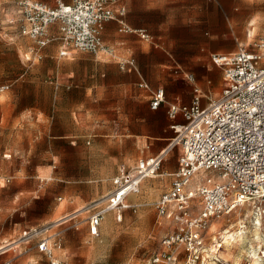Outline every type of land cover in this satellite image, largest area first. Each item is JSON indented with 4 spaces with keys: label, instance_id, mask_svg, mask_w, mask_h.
<instances>
[{
    "label": "rangeland",
    "instance_id": "obj_1",
    "mask_svg": "<svg viewBox=\"0 0 264 264\" xmlns=\"http://www.w3.org/2000/svg\"><path fill=\"white\" fill-rule=\"evenodd\" d=\"M7 7L10 14L5 15ZM207 10L214 35L211 52L252 48L264 30V0H213ZM11 15L12 8L0 0V86L7 85L0 91V246L10 243L0 250V264H49L37 250L45 238L64 264H144L172 229L157 217L155 203L171 180L165 171L177 169L178 148L163 156L157 175L143 179L138 193L127 196L129 207L122 209L120 221L110 211L98 235H90L88 217L107 204L113 179L145 157L123 136L142 109L126 113L123 98L114 96L105 101L117 103L121 111L113 110L100 105L99 98L79 94L75 82L67 88L76 69L89 87L99 83L94 60L111 57L78 50L60 57L54 49L36 59L34 42L19 34ZM255 205L262 212V230L252 240L253 217L247 210ZM60 217L65 218L57 221ZM213 221L219 224L208 231L207 248L220 247L202 264H264V204L249 202ZM224 244L226 258L217 254Z\"/></svg>",
    "mask_w": 264,
    "mask_h": 264
},
{
    "label": "built area",
    "instance_id": "obj_2",
    "mask_svg": "<svg viewBox=\"0 0 264 264\" xmlns=\"http://www.w3.org/2000/svg\"><path fill=\"white\" fill-rule=\"evenodd\" d=\"M6 2L13 13L9 22L17 25L21 36L34 42L36 59H41L42 48L54 40L48 29L52 25L58 32L55 38L61 46L59 56L74 50L112 54L113 48L105 45L102 38L109 21H115L121 32H135L149 39L144 29H132L125 23L126 8L118 0H54L53 5L38 0ZM4 11L10 14L8 7ZM252 46L238 45L232 52L210 55L211 63L222 74L216 98L206 97L203 104L202 92L193 86L189 104H167L174 136L166 152L179 146L181 153L169 187L159 196L155 210L158 218L171 223L172 229L162 237L161 248L144 264H202L209 253L220 247V243H213L214 250L207 248L205 237L213 219L229 215L247 202L264 204V30ZM118 64L124 69L133 66L134 60ZM185 78L195 81L192 73L186 72ZM138 85L148 88L145 82ZM6 88L1 85L0 91ZM163 102V89L151 92V109ZM163 151L138 160L130 171L120 170L114 189L107 195V204L88 217L90 235H98L100 223L110 211H115L117 221L121 220L122 209L129 207L127 196L139 192L143 179L157 175ZM37 250L49 258V264H64L53 256L48 239H41Z\"/></svg>",
    "mask_w": 264,
    "mask_h": 264
},
{
    "label": "crops",
    "instance_id": "obj_3",
    "mask_svg": "<svg viewBox=\"0 0 264 264\" xmlns=\"http://www.w3.org/2000/svg\"><path fill=\"white\" fill-rule=\"evenodd\" d=\"M41 1L50 4L52 0ZM118 1L126 8L125 23L132 29H144L149 39H142L135 32L119 31L115 21L105 23L103 42L114 51L112 54L100 51L110 56L109 60H94L99 83L89 87L76 69L70 72L66 87L70 88L75 82L79 94L86 98H99L100 105L113 110L121 111L117 103L106 104L105 101L114 96L123 98L126 113L137 106L141 107V114L132 116L130 128L123 135L139 146V153L145 155L140 160L168 150L173 138L171 121L166 114L168 103L189 104L193 97V86H197L202 92V103L205 104L206 97H215L221 89V71L210 63V55L218 52H211L210 47L214 35L209 30L212 20L208 17L207 2L212 4L213 0ZM48 29L54 38L50 43L54 41V44L47 48L48 43L42 48L41 59L46 55L45 52L58 49L59 55L61 49L60 42L55 38L58 33L56 26L52 25ZM182 33L185 35L182 36ZM130 59L134 60L133 66L124 69L119 67V61ZM186 72L194 75V82L185 78ZM141 82L147 83L148 88L139 87ZM57 84L56 81L55 86ZM159 88L164 91V102L156 109H151V92ZM174 147L178 148L179 157L181 150L179 146ZM168 170L165 172L170 176L175 171L171 167Z\"/></svg>",
    "mask_w": 264,
    "mask_h": 264
},
{
    "label": "bare ground",
    "instance_id": "obj_4",
    "mask_svg": "<svg viewBox=\"0 0 264 264\" xmlns=\"http://www.w3.org/2000/svg\"><path fill=\"white\" fill-rule=\"evenodd\" d=\"M167 151V149H165L164 151H163V153H164V155H166L168 152H166ZM163 155V156H164ZM191 187H192V191H193V188H194V185H191ZM247 203H249V202H247ZM244 204H246V203H244ZM243 204V205H244ZM251 204H262L261 202H256V203H254V202H251ZM65 205V203L64 202H62L61 204H60V206L61 207H63ZM242 205V206H243ZM241 206V207H242ZM253 209H255V212L253 211V209H250V208H248V210H247V215H249L250 217L252 216L253 218H252V230H251V232H252V235L250 236V239H252V240H256L258 237H259V235L261 234V230H262V216H261V213H260V207L259 206H257V205H255V206H253L252 207ZM79 210H76L75 212H78ZM74 215V214H73ZM76 215V214H75ZM68 217V216H67ZM65 217H60L57 221H62V219H64ZM213 220H216V219H213ZM212 220V221H213ZM211 221V224H210V228H209V232H211V231H214V230H216V227L218 226V224H219V222L217 223V222H212ZM58 223V222H57ZM54 225V224H53ZM238 232H240V231H238ZM228 238H229V240H233V234L231 233V234H229L228 235ZM240 240V239H239ZM224 242H228V239L226 238L225 240H224ZM10 243H8V244H6V245H3V246H0V250H2L3 248H5L6 246H8ZM229 244V243H228ZM228 244H224L225 246L223 247L224 249H222L221 251L219 250V251H217V254H219V256L221 255V256H223L224 258H226L227 256H228V254H227V252H228ZM231 246V245H230ZM251 257V256H250Z\"/></svg>",
    "mask_w": 264,
    "mask_h": 264
},
{
    "label": "snow or ice",
    "instance_id": "obj_5",
    "mask_svg": "<svg viewBox=\"0 0 264 264\" xmlns=\"http://www.w3.org/2000/svg\"><path fill=\"white\" fill-rule=\"evenodd\" d=\"M41 247H43V246L41 245Z\"/></svg>",
    "mask_w": 264,
    "mask_h": 264
}]
</instances>
